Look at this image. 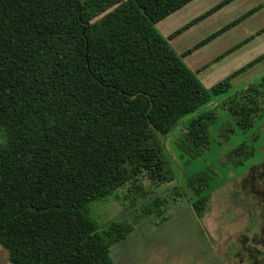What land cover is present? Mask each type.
<instances>
[{
	"label": "trees",
	"instance_id": "1",
	"mask_svg": "<svg viewBox=\"0 0 264 264\" xmlns=\"http://www.w3.org/2000/svg\"><path fill=\"white\" fill-rule=\"evenodd\" d=\"M189 1L0 0V247L10 264H115L110 246L132 223L101 227L91 203L127 186L134 205L149 191L143 176L172 180L161 136L186 115L180 156L208 147L217 116L199 109L264 53L205 88L156 28ZM221 104L240 129L251 127L264 116V73ZM210 176L188 179L199 218Z\"/></svg>",
	"mask_w": 264,
	"mask_h": 264
},
{
	"label": "rangeland",
	"instance_id": "2",
	"mask_svg": "<svg viewBox=\"0 0 264 264\" xmlns=\"http://www.w3.org/2000/svg\"><path fill=\"white\" fill-rule=\"evenodd\" d=\"M263 73L264 59L234 77L226 92L201 106L199 112L213 108L217 118L208 128L209 145L200 155L186 159L175 145L193 114L182 117L161 136L172 180L156 184L143 176L142 184L149 191L134 205L124 199L127 186L117 190V198L91 203L90 215L101 227L110 221L132 223V231L110 246L115 264H264V174L253 180L250 174L264 166V116L243 130L221 104L257 82ZM220 128L229 131L222 135ZM240 145L246 154L234 153ZM200 171L211 175L212 188L201 218L185 196L189 177ZM7 255L0 247V264H10Z\"/></svg>",
	"mask_w": 264,
	"mask_h": 264
},
{
	"label": "crops",
	"instance_id": "3",
	"mask_svg": "<svg viewBox=\"0 0 264 264\" xmlns=\"http://www.w3.org/2000/svg\"><path fill=\"white\" fill-rule=\"evenodd\" d=\"M156 28L209 88L264 53V0H190Z\"/></svg>",
	"mask_w": 264,
	"mask_h": 264
}]
</instances>
